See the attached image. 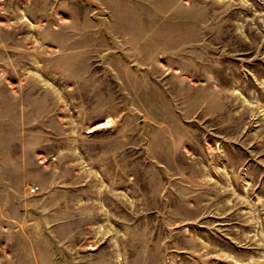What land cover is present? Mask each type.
Wrapping results in <instances>:
<instances>
[{
  "label": "rangeland",
  "instance_id": "1",
  "mask_svg": "<svg viewBox=\"0 0 264 264\" xmlns=\"http://www.w3.org/2000/svg\"><path fill=\"white\" fill-rule=\"evenodd\" d=\"M0 264H264V0H0Z\"/></svg>",
  "mask_w": 264,
  "mask_h": 264
},
{
  "label": "built area",
  "instance_id": "2",
  "mask_svg": "<svg viewBox=\"0 0 264 264\" xmlns=\"http://www.w3.org/2000/svg\"><path fill=\"white\" fill-rule=\"evenodd\" d=\"M37 189H38L37 186H31V187H30V191H31V192H34V191H36Z\"/></svg>",
  "mask_w": 264,
  "mask_h": 264
}]
</instances>
